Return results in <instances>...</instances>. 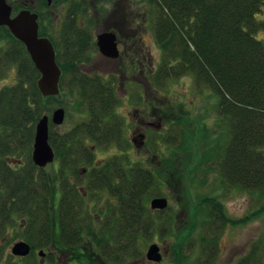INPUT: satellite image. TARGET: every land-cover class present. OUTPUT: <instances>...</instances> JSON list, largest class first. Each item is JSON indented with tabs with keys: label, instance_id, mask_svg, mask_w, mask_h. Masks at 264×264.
Listing matches in <instances>:
<instances>
[{
	"label": "trees",
	"instance_id": "trees-1",
	"mask_svg": "<svg viewBox=\"0 0 264 264\" xmlns=\"http://www.w3.org/2000/svg\"><path fill=\"white\" fill-rule=\"evenodd\" d=\"M115 1V8L110 12L114 16L118 13L117 9L121 7L122 0ZM65 2L62 5L66 12L73 15L70 17L71 22L77 21V23L73 25L70 23L71 27H62L60 46L65 48L68 35H72L74 42L71 48H75V45L84 48L90 43L91 36L88 35L89 26L86 22L85 25H80L79 19L85 21L86 15H90L91 3L88 0ZM148 2L154 4L156 8L155 35L165 55L161 58L163 60L158 70L152 75L161 81L169 76L192 73L199 83L202 82L213 89L219 99L221 113L225 115L222 117L230 121L227 144L217 161L223 184L247 189L260 198L259 207L242 217L234 218L229 216L221 195L209 190L202 191L205 193L203 195L198 194L196 206L198 210L196 213L190 211L193 219L188 220V232L181 237L189 240L185 249L190 248V253L183 254L181 264H212L220 251L218 242L221 234L228 224L246 223L253 218L264 216V40L256 35L264 29V0H148ZM95 3L98 8L106 6L105 3ZM146 13L148 11H137L135 14H141L143 18L136 17L143 21L147 17ZM42 33L45 34L43 28ZM0 34L1 37H8L15 42L6 50L7 60L20 61L21 82L0 92V98L4 95L5 100L3 110L0 109V124L4 125L5 130V154L21 158L23 149L28 148L29 153L31 151L35 125L43 114L47 101L55 98L62 105L63 97L44 96L37 83L39 71L24 44L5 27L0 30ZM55 44L57 47V43ZM20 48H24L25 52ZM173 58L177 59L178 63L172 62ZM57 60L63 66L59 55ZM62 71L64 72V67ZM60 86L62 90L66 87L63 78ZM70 89L80 93L79 97L83 98V101L87 98L91 103L94 102L93 98L85 96L86 93H91L93 97L99 99L100 87L97 88L94 81L92 84H71ZM113 104L114 106L116 104L115 97L97 104L95 102V106L90 105L94 113L88 127L91 133L97 135V139H103L106 135L103 129L97 128L100 122L95 111L101 107L105 111L102 117L109 118L113 113ZM181 112L179 117L183 121L188 120L195 124L190 134L193 139H199L196 137H200V134L210 137L206 126H198L190 114L188 115L184 110ZM169 119H171L170 115ZM80 133L81 130L77 128L71 131L72 141L79 137ZM176 139L177 135L167 137V141ZM50 140L54 146H57L59 151L57 154L63 157L64 153L60 145L63 135H57L56 130L53 129ZM57 144L60 145V149ZM175 149V147L171 148L170 154L160 159L157 168L171 170V174L178 170L180 179L184 175L183 169L190 166L186 164L185 158L178 157ZM117 163L119 174L116 177L111 173L104 174L106 170L103 173L95 172L96 186L94 195L90 196L94 199L99 195L97 191L104 192L101 207L97 211L99 215L96 218L89 217L91 211L85 205V197L78 192L69 195L72 201H66L68 195L62 183L60 184L62 178L56 175L58 173L53 174L52 251L53 262L55 260L56 264H68V262L60 263L61 258L90 263L89 261H98V257L106 264L134 262L136 261L134 259L142 254L141 242H147L150 237L156 236L157 225H162L166 219L169 222L173 218L176 219L173 215L165 216L168 212L158 219L156 212L149 206L150 189L158 180L157 173L152 168L134 161L130 163L131 169L127 174H122L120 161ZM194 165L197 166V163ZM33 166V161L30 160V165L21 166L20 170H15L14 173L7 167L2 175L0 171L2 177L0 178V194L2 192L0 219L5 217L9 220L7 217L12 216L13 211L20 209L23 199L31 193L30 191L41 187L47 193L50 181L48 174L43 171L44 173L38 177ZM193 169L194 166L191 170ZM208 170L206 168L207 172ZM164 175L168 177V174ZM5 197L7 202L3 203L2 199ZM11 197L15 198L10 205L8 198ZM46 206L43 208L45 213L49 212ZM190 206L191 203L186 202L185 207L190 208ZM84 222L87 226H83ZM197 232H199L198 236ZM194 234L197 238H193ZM176 236H179V232ZM86 243L89 244L81 248V244ZM40 247L48 249L51 246ZM172 249L175 250L174 247ZM179 251L181 252L180 248ZM137 264L148 263L142 261ZM235 264H264V230L248 251L239 259L236 258Z\"/></svg>",
	"mask_w": 264,
	"mask_h": 264
},
{
	"label": "flooded vegetation",
	"instance_id": "flooded-vegetation-1",
	"mask_svg": "<svg viewBox=\"0 0 264 264\" xmlns=\"http://www.w3.org/2000/svg\"><path fill=\"white\" fill-rule=\"evenodd\" d=\"M8 1L13 6V15L24 8H29L31 11H38L40 13L45 5V8L49 7L48 12L51 15L55 14L53 22L55 21L56 23L61 24L62 27H71L70 23H72V25L77 23V21L71 22L70 17H73V15L68 14L64 7L59 12L60 14L55 13L54 7L65 4L66 0ZM139 15L140 14L136 15L132 12H126L119 22V18L116 20L115 25H105L104 29L117 31L115 32L117 33V43L119 48H117L118 53L115 56L107 55L101 50V48H99L97 44V34L100 32L97 29L99 27L94 31H92V28L89 27L88 35L91 36V41L89 44L85 45L84 48H80L78 45H75V48H71V44L74 42V37L72 35H68L66 39L67 48H55L57 57L59 55L62 60L63 66H61L58 62L61 66V70L62 67H64V72L62 71L61 78H63V82L65 81L66 87L62 90L60 86L61 93L57 95L51 94L48 96L60 95L63 99H66L70 96L69 87L71 84H92L94 81L97 88L98 86L100 87V91L97 90L99 99L95 96L93 97V94L91 93H86L85 96L93 98V103H91V100L87 98H84L85 101H83V98L79 99L81 105H83L81 114L82 116L86 115L84 114L85 111L87 115L83 120L76 123L75 129L77 128L78 130H81V133L79 137H76L73 141L70 138V128L68 127L65 130L60 128L63 126L62 123H64L65 118L62 123H55L52 120L54 109L61 106V104L56 106L52 113H49L50 136L53 129L56 130L57 135H63V140L60 145L63 149L64 156L61 157L57 154L59 152L57 151V146H54L50 140L56 156L53 161L44 166H40L33 160L32 151L34 143L32 144V148L29 153V165L30 160H32L34 164L33 168L37 172L38 177L44 172L48 174L47 177L50 178L48 191L46 193L45 189L41 187L36 188L34 191H30L31 193L23 199L20 209L13 211L12 216L9 215L7 217L9 220H6L5 217H1L0 230L3 234V237L1 238L3 242L0 243V264H6L4 250L8 242L9 245L12 243V256L19 261H22L21 259H26L27 264L30 261H33L32 258H35L33 254L36 250V246L38 245L39 250L37 255L40 258L38 263L53 264L54 255L52 246L54 245V199L52 193V178L54 173H58L56 175L61 176L62 178L60 184L62 183L65 193L68 195L66 201H72V197L69 195H74V193L78 192L79 195L85 197V205H87V209L91 211V215L89 217L96 218L99 215L97 211L100 209L99 207H101L103 199L102 195H104V192L101 191L98 193L97 191V194L99 195L95 196V198L93 197L94 199L91 198L92 194L94 195V187L96 186L97 180L95 172L98 171V173H103V171L106 170L104 174L111 173L114 177H116V175L119 174L117 170V161H120V171H122V174H127V172L131 169L132 164L130 165V163L134 161H139L143 166L149 168L147 160L151 153V155H153L154 148L159 144L157 136L154 134L155 132H159L160 128L164 125L163 118L165 119L166 116L164 115V112L163 114L161 113L162 106L159 107L156 103L159 102L160 98L158 97L156 100L150 99L149 77L150 73H154V70L150 69V63L152 61L150 60L151 57L149 48H145L143 42L145 22L136 17ZM39 19L42 27L43 19L40 14ZM79 23L82 26L85 25L81 19H79ZM3 27L5 26L0 25V30ZM43 31L45 34L47 33L44 28ZM0 39H2L1 34ZM5 49L4 45H0V71L4 70L7 62ZM20 49L25 52L24 48ZM128 83L129 86H127ZM125 85L127 87H125ZM122 89H124V91H121ZM1 91L2 89H0V92ZM62 92H64L65 95ZM113 97H115L116 104L115 106L113 104L112 116L109 118L102 117L105 111L101 107L95 111L98 113V120L100 122L99 127L97 128L100 130L103 129V133L106 135L103 139H97V135L91 133V129L88 127L89 122L93 119L92 114L94 113L90 105L95 106V102L97 104L98 102L111 100ZM123 97H126L127 101H130V104L132 105L129 113H133V115L130 119L126 120L116 110V105L120 103ZM4 102L5 100L3 95L0 98L1 111L4 108ZM63 107L65 108V106ZM4 131V125L0 124L1 175L5 170H7L6 167L14 173L15 170H20V167L24 165L22 158H17L15 155L9 156L5 154L6 141ZM111 143H114L115 146L110 150L108 146ZM57 145L60 149V145ZM99 146H103L106 149L108 148V151L106 152H109V155L104 158H97L95 149L97 150ZM135 153L138 157L133 155ZM153 156V158H156L157 154ZM0 178L2 179V177ZM6 197L5 199H2L3 203L7 202ZM13 198L15 197L8 198L10 205ZM36 202H39V204ZM44 206L48 208L49 212L45 213L43 211ZM96 207H98V210H95ZM21 212L22 215L18 216L17 214ZM90 222H92V220ZM83 226H87V223L84 222ZM10 227L11 231L8 232L7 230ZM9 237L10 240L7 241ZM10 241L12 242L10 243ZM18 242H26L30 246L29 254L19 256L12 252L13 246ZM88 244L89 243L81 244V248H83V245L86 246ZM43 245H50L51 247H48V249L41 248L40 246ZM57 258H59L58 255ZM26 260L24 261L26 262ZM64 261L65 263L68 262V264H106L100 257H98V261H89L90 263L72 261L69 260V258L66 260L64 259Z\"/></svg>",
	"mask_w": 264,
	"mask_h": 264
},
{
	"label": "rangeland",
	"instance_id": "rangeland-1",
	"mask_svg": "<svg viewBox=\"0 0 264 264\" xmlns=\"http://www.w3.org/2000/svg\"><path fill=\"white\" fill-rule=\"evenodd\" d=\"M88 1L91 3L90 15H86L87 17L84 19L86 24L92 28V31L96 30L98 27L97 30H103L105 28L103 24L114 25L118 16H120L118 19L119 22L122 18L119 14L148 11V13H146L147 17L143 20L145 22L143 42L145 48H149L150 51V60L152 61L150 63V69H153L154 72L158 70L163 60H161V58H164L165 55L164 50L158 43L155 35L154 25L156 21V8L154 4H151L148 0H128L129 2L122 0L120 1L121 7H118L117 9L119 14L116 13L114 16L110 14V12L115 8V0ZM95 2L98 4L105 3L107 7L98 8V6H95ZM48 8L49 7L45 8L44 5L43 9L40 11L43 19L41 28H44V30L47 31L46 34L51 35L52 39L57 43V47L61 48L59 41L62 26L55 21L53 22L55 14L51 15L48 12ZM62 8L63 5L54 7L55 13L60 14L59 12ZM103 8L104 10H102ZM95 11L96 13L94 14ZM141 14L139 17L143 18ZM103 16H105V18H103ZM91 20H93V22H91ZM256 35L264 40V29H261ZM14 43L15 42L8 37L2 36V39H0V45H4L6 48L5 50L10 48ZM172 62L178 63L177 59L174 58ZM177 63L175 65H177ZM19 65V60L11 62L7 60L4 70L0 71V89L3 90L7 87H13L21 82L22 76L19 71ZM149 80L150 99L156 100L158 97L160 98L159 102L156 103L159 107L162 106L161 113L163 114L164 112L166 117L165 119L163 118L164 125L160 128L159 132H155L154 134L157 135L159 141V144L153 151V155L157 154V157L153 158L154 156L151 155V153L147 160L149 167L152 168L158 176V180L156 181L157 184L152 185L150 189L151 197L148 203H150L151 198L154 196H167L169 198L168 208L162 211L156 210L155 214L158 215L159 219L168 212L165 216L168 217V215H173L176 219H170L171 222L166 219L162 225H157L156 236L154 238L153 236H149L150 239L147 242H141L142 254L134 260H141L145 257L154 241L163 245L164 248L165 246L163 243L166 241L170 246V251H165L166 256L158 264H181L183 261V254H185V252L190 253V248L187 250L185 249L189 240L181 237L188 232V220L193 219L190 211L196 213L198 210L196 208L197 200L199 199L198 194L203 195L205 193L202 191L209 190L212 193L221 195L229 216L234 218L242 217L256 207H259L260 198L251 194L247 189L244 190L243 188L223 184V179L218 171L219 166L217 161L220 159L227 144L230 121H228V118L222 117L225 115L221 113L218 102L219 99L213 89L208 85H204L202 82L199 83L196 76L192 73H182L178 76H169L167 79H162L161 81L157 80L155 76L150 73ZM127 86H129V83ZM127 86L125 85V87ZM121 91H124V89ZM69 94L70 96L68 98L63 99L62 105L66 108V116L64 123H62L63 126L60 128L65 130L69 127L70 133L75 129L76 123L83 120L87 113L84 111V114L86 115L82 116L81 114L83 105H81V102L79 101L80 93H77L76 90L70 89L69 87ZM58 105L60 104L57 100L51 98L47 101L46 107L42 113H52L53 109ZM131 108L132 105L130 104V101H127L126 97H123L120 103L116 105L117 112L124 117L125 120L132 117L133 113H129ZM182 110L186 111L185 113H188V115L190 114L198 126H206L208 130L207 134H209L210 137H204V135L200 134V137H196L199 139H193L194 137H191L190 134L195 128V124L188 120L183 121L179 117V113H182ZM169 115L171 116V119H169ZM172 135H177V139L174 141H167V137ZM114 146L115 144L111 143L108 147L111 150ZM170 147H175L178 157L181 156L185 158L187 160L186 164L188 163V166H190L189 168L186 167L187 169H183L184 175L180 179L178 170L173 171L174 173L171 174V170H158L157 168L160 159H163L168 156L167 154H170ZM106 151H108V148L106 149L103 146H99L97 150L95 149L97 158H104L109 155V152ZM133 155L137 156L136 153ZM29 157V149H23V154L21 156L24 161L23 166L29 165ZM195 163H197V166L194 165ZM193 166L195 169L191 170ZM206 168L209 169L208 172L206 171ZM165 173L168 174V177H165ZM222 185H225V187H222ZM186 202L187 204L191 203L190 208L185 207ZM95 210H98V207H96ZM17 215L21 216L22 212ZM263 227L264 216L253 218L246 223L228 224L221 234L218 242L220 251L212 264H235L236 258L239 259L240 256L244 255L251 244L261 236V233L264 230ZM7 231L10 232L11 227L8 228ZM177 232H179V236H176ZM196 234L198 236L199 232ZM196 234H194L193 238H197ZM2 237L3 234L0 230V243L3 242L1 239ZM9 240L10 237L7 241ZM11 242L12 241H10V243ZM6 245L7 246L4 250L6 264H27L26 259H21L22 262L12 256V243L9 245L8 242ZM38 247L39 246H36V250L33 254L35 256L34 260L36 261H30L28 264H37L40 260L37 255L39 250ZM173 247L175 250L172 249ZM179 248L181 249V252L179 251ZM24 260H26V262ZM59 261L60 263H63L62 259ZM53 264H56L55 260Z\"/></svg>",
	"mask_w": 264,
	"mask_h": 264
},
{
	"label": "water",
	"instance_id": "water-1",
	"mask_svg": "<svg viewBox=\"0 0 264 264\" xmlns=\"http://www.w3.org/2000/svg\"><path fill=\"white\" fill-rule=\"evenodd\" d=\"M13 6L8 0H0V25H7L11 32L23 41L39 69L41 76L38 79V86L44 95L60 93L59 81L61 68L56 60L55 46L47 36L39 34V14L28 8L20 10L12 15ZM97 43L101 50L107 55H117V35L114 31L103 30L97 35ZM65 108H56L52 115L55 123H62L65 118ZM49 120L48 114H44L36 124L35 141L32 157L36 164L44 166L55 158V151L49 141ZM153 208H165L168 206L167 197H154L151 200ZM12 252L15 255H27L30 246L25 242H18L13 246ZM160 248L157 244L151 245L147 252L150 260L160 261Z\"/></svg>",
	"mask_w": 264,
	"mask_h": 264
}]
</instances>
